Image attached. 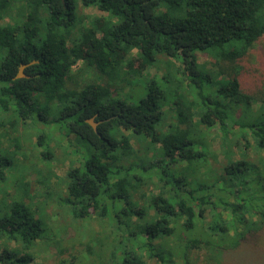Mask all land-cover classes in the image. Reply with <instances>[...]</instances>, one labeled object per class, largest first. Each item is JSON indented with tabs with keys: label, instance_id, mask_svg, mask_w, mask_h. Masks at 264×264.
<instances>
[{
	"label": "trees",
	"instance_id": "trees-1",
	"mask_svg": "<svg viewBox=\"0 0 264 264\" xmlns=\"http://www.w3.org/2000/svg\"><path fill=\"white\" fill-rule=\"evenodd\" d=\"M82 7L106 16L89 18ZM263 37L264 0H0V127L62 124V131L75 134L85 156L67 171L62 208L73 228L92 240L83 257L69 254L73 243L64 248L26 203L28 185L16 175L27 167L3 149L0 264H34L40 243L59 248L62 264H197L204 249L223 264L261 232L264 99L242 90L239 61ZM197 53L216 61L215 75L199 68ZM162 57V75L130 101L121 89ZM80 60L103 78L74 84L71 71ZM171 60L184 66L186 87ZM21 65L25 76L17 77ZM171 102L174 121L163 131ZM91 118L96 130L86 122ZM213 127L226 156L220 166L206 139ZM39 132L40 162L50 163L52 136ZM238 137L246 150L237 146ZM132 139L147 141L146 158L132 152ZM250 147L254 160L235 159ZM152 173L158 193L139 208L134 194ZM69 227L59 228L61 237Z\"/></svg>",
	"mask_w": 264,
	"mask_h": 264
},
{
	"label": "rangeland",
	"instance_id": "rangeland-1",
	"mask_svg": "<svg viewBox=\"0 0 264 264\" xmlns=\"http://www.w3.org/2000/svg\"><path fill=\"white\" fill-rule=\"evenodd\" d=\"M80 10L88 15L89 18L106 16L105 13L96 8L82 7ZM6 22L11 23L9 19H6ZM86 25H88V20L86 21ZM133 55L135 58L138 57L137 50L133 51ZM165 61L166 58L162 57L160 61L154 62L153 65L147 67L144 71L141 69L144 76L140 79L133 80L130 86L121 89L126 96H131L129 98L130 101L135 103L146 94L147 81L150 78H156L162 75L165 70ZM197 61L199 68L205 73L211 74L212 76L217 73L218 68L216 67V61L210 55L197 53ZM171 62L173 66L175 65L172 69L176 74L178 83L182 85V87H186V75H182L184 66L179 61L175 62L171 60ZM239 64L242 68L239 75L242 90L256 98L264 99V37L256 43L245 58L239 61ZM135 66V68L139 67V61L135 62ZM71 76L73 77V83L79 86L86 81L99 82L103 78V75L97 69L88 67L81 60L72 68ZM171 97L173 96L171 95ZM171 97H168V101H171ZM173 106L172 102L165 106L164 118L160 126V129L163 131L169 130L174 121ZM259 106L260 104L255 105L254 108L258 110ZM62 127V124H52L50 128V126L45 127L39 123L37 124V129H35V127L28 122L27 126L24 128L22 125L21 127H17L16 124L12 122L8 127H0V150L3 151V149H6V151L15 152L17 154V160L25 164L24 167H27L26 170H23V168L17 170L16 180H18V182L23 181L28 185L29 193L25 197L26 203L30 204L37 213L42 215V218L48 224L53 235L55 234L58 237L62 245L63 243L65 244V246L63 245L64 248L71 246L73 243V253L69 254H75L81 258L83 257L85 243L91 242L92 240L85 234V231L82 232L81 230V232H77V230L73 228V224L76 223L72 222L67 216L65 209L62 208V202L63 198L66 197L65 181L67 179V171L70 170L71 166H80L85 155L80 149L82 143L78 142L75 134H68L62 131ZM39 131H45L48 135L52 136L49 148H51L53 157L49 161L50 163L45 162V160L40 162V152L42 149L36 144L37 132ZM122 131L127 136L131 134V132L127 130ZM207 133L209 135L206 139L211 145L212 152L216 154L218 165H223V163L226 162V156L221 150L219 130L213 127ZM238 139L239 142L236 141L237 146L244 150L245 144H247L246 140L243 137H238ZM247 140L251 143L254 142L253 138L250 136H247ZM146 143V140L138 141L132 139V152H135L137 157L146 158ZM238 150L239 148H236V151ZM250 150V154H244L242 152V154L238 155L235 153V159H239V161L246 159L254 160L255 151H253L252 147H250ZM126 160L125 165H127L129 158ZM248 173L253 176L251 178L258 181L255 171H249ZM262 174L264 177V172ZM152 175L153 176H151V174L149 175V178H151V180L148 181L149 184L143 187L140 193L134 194V202L137 203L139 208L146 207L150 197L158 193L159 183L156 184L158 180L155 173H152ZM11 187L13 188V186ZM15 187L17 186L15 185ZM12 188H8L7 190L9 192L11 190L13 191ZM20 195L21 194H19V196ZM142 196H144V198ZM134 220H136V218H134ZM67 224L71 227H69V229L65 231L66 234H63L61 237L59 228ZM94 225L95 224H93V226ZM69 239H71V243ZM56 249L59 248H55L54 244L49 247L47 244L40 243L38 247L39 254L35 258L34 264H62V259L66 257H62V253L60 252L59 254ZM203 252V255H200L201 260H198L197 264H215L208 258L209 254L212 253V255H214L215 253L210 250L207 251L206 249H204ZM223 264H264V229L261 232L252 233L247 241H244L232 252L231 256L224 259Z\"/></svg>",
	"mask_w": 264,
	"mask_h": 264
},
{
	"label": "water",
	"instance_id": "water-1",
	"mask_svg": "<svg viewBox=\"0 0 264 264\" xmlns=\"http://www.w3.org/2000/svg\"><path fill=\"white\" fill-rule=\"evenodd\" d=\"M62 2L64 3V0H62ZM25 67H26L25 65H21L20 66V69H19V72L17 74V77H24L25 76L24 73H23V70H24ZM86 122L88 124H90L96 130V124L97 123L94 122L93 118L87 120Z\"/></svg>",
	"mask_w": 264,
	"mask_h": 264
},
{
	"label": "flooded vegetation",
	"instance_id": "flooded-vegetation-1",
	"mask_svg": "<svg viewBox=\"0 0 264 264\" xmlns=\"http://www.w3.org/2000/svg\"><path fill=\"white\" fill-rule=\"evenodd\" d=\"M95 123H96V122H95ZM98 124H99V123L96 124V128H97V125H98Z\"/></svg>",
	"mask_w": 264,
	"mask_h": 264
}]
</instances>
